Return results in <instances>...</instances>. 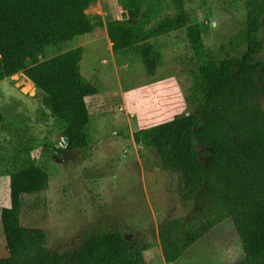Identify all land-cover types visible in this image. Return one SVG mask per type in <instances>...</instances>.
Listing matches in <instances>:
<instances>
[{
    "label": "trees",
    "instance_id": "trees-1",
    "mask_svg": "<svg viewBox=\"0 0 264 264\" xmlns=\"http://www.w3.org/2000/svg\"><path fill=\"white\" fill-rule=\"evenodd\" d=\"M95 1L0 0V81L22 72L40 90L43 106L68 138L64 147L46 145L49 153L88 151L93 144L87 97L99 88L82 71L83 49L40 56L49 45L104 25L87 13ZM190 1L118 0L122 18L105 23L113 52L138 58L149 77L163 64L160 37L183 31L192 52L186 93L192 109L134 132L141 148L156 149L165 170L184 175L191 198L205 193L209 200L204 218L179 217L160 226L163 255L168 263L178 260L210 228L230 219L244 253L237 264H264V107L258 100L264 94V0H243L246 19L239 35L246 51L222 57L207 47L201 23L188 11ZM49 185V170L35 158L10 174V206L1 212L8 256L0 264H149L121 231L53 254L48 232L21 221L25 197Z\"/></svg>",
    "mask_w": 264,
    "mask_h": 264
},
{
    "label": "rangeland",
    "instance_id": "rangeland-1",
    "mask_svg": "<svg viewBox=\"0 0 264 264\" xmlns=\"http://www.w3.org/2000/svg\"><path fill=\"white\" fill-rule=\"evenodd\" d=\"M187 8L192 20L201 23L204 41L216 55L246 51L239 35L246 19L243 0H191ZM87 13L104 25L47 46L40 60L83 49L82 71L99 88L98 94L87 97L90 150L47 152L48 144L58 148L66 144L60 125L41 102L40 90L22 72L0 81V113L4 115L0 123V258L8 256L1 212L10 206V174L35 158L49 170L50 185L40 195L25 197L21 221L48 232L53 254L121 231L138 244L149 264H237L244 253L230 219L210 228L178 260L165 261L160 226L179 217L204 218L209 200L205 193L191 198L184 175L165 170L156 149L141 148L134 140L136 130L192 109L186 100L192 52L184 32L159 38L163 64L149 77L138 58L112 50L105 23L122 18L118 0H96ZM260 38L264 55V19ZM258 100L264 107V94Z\"/></svg>",
    "mask_w": 264,
    "mask_h": 264
},
{
    "label": "water",
    "instance_id": "water-1",
    "mask_svg": "<svg viewBox=\"0 0 264 264\" xmlns=\"http://www.w3.org/2000/svg\"><path fill=\"white\" fill-rule=\"evenodd\" d=\"M64 141H65V144H67L68 142V138L67 137H64ZM66 146V145H65Z\"/></svg>",
    "mask_w": 264,
    "mask_h": 264
},
{
    "label": "crops",
    "instance_id": "crops-1",
    "mask_svg": "<svg viewBox=\"0 0 264 264\" xmlns=\"http://www.w3.org/2000/svg\"><path fill=\"white\" fill-rule=\"evenodd\" d=\"M165 259V258H164Z\"/></svg>",
    "mask_w": 264,
    "mask_h": 264
}]
</instances>
